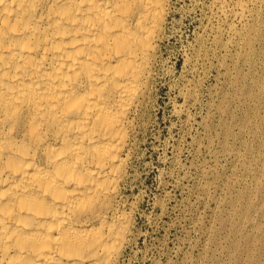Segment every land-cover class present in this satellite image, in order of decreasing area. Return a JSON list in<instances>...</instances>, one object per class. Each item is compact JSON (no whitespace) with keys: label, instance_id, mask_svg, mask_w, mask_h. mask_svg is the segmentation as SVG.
Returning a JSON list of instances; mask_svg holds the SVG:
<instances>
[{"label":"bare ground","instance_id":"6f19581e","mask_svg":"<svg viewBox=\"0 0 264 264\" xmlns=\"http://www.w3.org/2000/svg\"><path fill=\"white\" fill-rule=\"evenodd\" d=\"M171 1L0 0V264L119 262L132 116Z\"/></svg>","mask_w":264,"mask_h":264},{"label":"rangeland","instance_id":"374dc122","mask_svg":"<svg viewBox=\"0 0 264 264\" xmlns=\"http://www.w3.org/2000/svg\"><path fill=\"white\" fill-rule=\"evenodd\" d=\"M240 2L171 1L132 116L116 264H264V0Z\"/></svg>","mask_w":264,"mask_h":264}]
</instances>
